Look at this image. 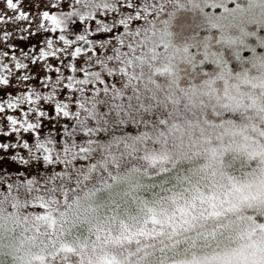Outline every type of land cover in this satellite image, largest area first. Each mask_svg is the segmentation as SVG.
<instances>
[{"label":"rangeland","instance_id":"obj_1","mask_svg":"<svg viewBox=\"0 0 264 264\" xmlns=\"http://www.w3.org/2000/svg\"><path fill=\"white\" fill-rule=\"evenodd\" d=\"M32 2L36 8L29 18L11 28L38 27L34 10L55 3L65 25L62 34L84 51L67 81L74 87L60 93H67L69 116L45 105L47 114L36 135L0 133V197L10 202L0 214V227L13 233L0 240L13 238L14 252L12 257L0 252V259L6 264H85L87 249L102 245L106 264H122L109 250L127 251L140 241L106 232L103 221L89 213V203L100 201L101 208L105 195L113 198L114 191L147 168L145 160L166 154L155 137L171 122L169 108L181 86L215 76L219 88L238 84L241 91H260L264 0H97L91 9L80 0ZM0 10L7 11L3 4ZM77 35L84 39H75ZM61 47L59 55L67 60L64 53H71L72 46ZM182 50L186 58L177 59ZM67 72L66 64L61 65L60 75ZM193 73L199 75L192 79ZM52 75V87L64 88L66 79ZM40 140L51 149L48 159L37 147ZM227 164L232 170L241 168L240 173L251 161L234 157ZM160 169L168 168L151 170ZM83 217L88 235L75 243L61 239V229L77 226ZM191 244L205 249L214 264H264V202L236 212L216 233L192 237Z\"/></svg>","mask_w":264,"mask_h":264},{"label":"clouds","instance_id":"obj_2","mask_svg":"<svg viewBox=\"0 0 264 264\" xmlns=\"http://www.w3.org/2000/svg\"><path fill=\"white\" fill-rule=\"evenodd\" d=\"M80 2L91 9L97 0ZM185 58L178 53L177 59ZM157 71L175 79L166 69ZM215 79L204 77L175 93L171 122L155 137L166 154L145 160L149 169L167 167L166 179L133 210L109 215L106 232L140 241L127 251L109 250L122 264H214L192 237L216 233L236 212L264 202V76L257 78L259 92L241 91L238 84L219 88ZM234 157L251 161L248 170L230 169ZM9 203L0 197V214ZM145 237L157 242L145 245ZM87 255L85 264H106L102 245L89 247Z\"/></svg>","mask_w":264,"mask_h":264},{"label":"snow or ice","instance_id":"obj_3","mask_svg":"<svg viewBox=\"0 0 264 264\" xmlns=\"http://www.w3.org/2000/svg\"><path fill=\"white\" fill-rule=\"evenodd\" d=\"M0 4L7 10H0V133L6 135L13 131L36 135L41 118L47 114L45 105H50L53 112L65 117L70 115L65 98L67 93L65 97L60 93L65 88L70 90L74 87L67 81L72 79L71 74L76 70L75 60L84 49L62 34L65 25L62 14L55 11V3L43 8L38 17H33L38 27L28 23L16 29L9 25L27 20L31 8L22 6L20 0H0ZM79 23H84L83 16L79 18ZM75 39L84 37L77 35ZM57 40L61 42L59 45L54 43ZM88 43L91 44V41ZM63 44L72 46L71 53H64L67 60L59 55L64 51ZM64 64L68 72L62 77L61 65ZM53 73L57 74L56 79H66L64 88L56 90L52 87ZM37 147L44 159H48L51 151L48 144L40 140Z\"/></svg>","mask_w":264,"mask_h":264},{"label":"trees","instance_id":"obj_4","mask_svg":"<svg viewBox=\"0 0 264 264\" xmlns=\"http://www.w3.org/2000/svg\"><path fill=\"white\" fill-rule=\"evenodd\" d=\"M21 2L23 1V3L21 4H29L27 6H29L31 9L32 6L31 3H34L32 1L29 0H20ZM34 5V4H33ZM49 4L47 5H39L37 11L34 10L35 13V17L39 16L40 12L42 11L43 8L48 7ZM36 8V7H35ZM25 21V20H24ZM20 21H15L12 24L9 25V27H13L14 25H17L16 23H18V25H21ZM24 23V22H23ZM167 168V167H166ZM165 169V168H164ZM164 169H160L158 171H154L149 169L148 167L145 168L143 167V169L139 170L137 172L136 177L129 182H126V184H122L123 186H121L118 190L114 191L113 193L115 194V196H113V198H111L110 196L105 195L104 198V202L101 208H97L100 205V201H98L97 204H90L89 203V207H91L90 212L92 217H96L98 219V222L103 221V224L106 223L109 215L111 214H115L117 212H129L131 210H133L134 206L136 205L138 200H143L144 197L149 196L151 194V191L154 190V188L159 185L160 183H162L165 179H166V173L168 171L164 170ZM241 170V168H235L234 171L235 172H239ZM131 182V183H130ZM124 183V182H123ZM112 194V193H110ZM134 195L133 199L130 201H127V199L129 198V195ZM109 197V198H108ZM88 204V203H87ZM77 212H74V214H76ZM79 222L78 224H76L77 226L69 225L63 229H61V239H63L64 241L71 242V243H75L76 241L79 240V242H81V239H84V237L86 235H88L89 231L88 227H87V222L86 219H84V217L82 219H77ZM90 220V219H89ZM102 224V223H101ZM90 225V223H89ZM8 230H4L0 227V238H2L3 236H7L8 235H12L13 233L11 232L9 234L10 231ZM11 241V242H10ZM10 242V243H9ZM13 245V238L12 239H8L7 242H2L0 240V252H2V254L5 255H9L10 257H12L11 254V247ZM180 246H182L180 244ZM14 254V252H12ZM7 261L4 259H0V264H6Z\"/></svg>","mask_w":264,"mask_h":264}]
</instances>
